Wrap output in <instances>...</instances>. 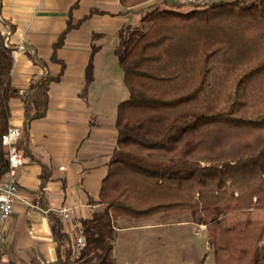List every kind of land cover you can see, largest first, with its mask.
<instances>
[{"label":"trees","instance_id":"16d2710c","mask_svg":"<svg viewBox=\"0 0 264 264\" xmlns=\"http://www.w3.org/2000/svg\"><path fill=\"white\" fill-rule=\"evenodd\" d=\"M148 1L120 3L131 10ZM184 6L157 0L142 10L140 26L119 34L115 54L129 97L117 110V144L100 190L103 210L83 221V264H109L119 220L159 214L206 226L214 264H264V0ZM84 20L73 24L69 14L53 60ZM14 58L15 46H6L0 30V183L8 172L3 137L13 100L24 102L18 148L27 158L29 124L46 115L49 85L58 80L45 75L20 97ZM93 72L91 60L85 91ZM36 90L43 91V106ZM53 218L61 249L69 236ZM70 257L67 246L60 264Z\"/></svg>","mask_w":264,"mask_h":264},{"label":"crops","instance_id":"0c3cea01","mask_svg":"<svg viewBox=\"0 0 264 264\" xmlns=\"http://www.w3.org/2000/svg\"><path fill=\"white\" fill-rule=\"evenodd\" d=\"M156 2L130 10L120 0H0V17L11 28L13 46L26 48L14 66V84L28 89L45 75L58 77L47 91L46 115L29 124L31 156L19 172L20 200L4 226L7 242L0 264H60L72 234L57 210L70 208L82 222L103 210L100 190L116 148L115 122L123 101L114 97L124 95L113 78L121 72L124 79L115 54L119 34L140 26L142 10ZM70 13L73 24L87 19L67 34L53 60ZM91 60L95 80L85 91ZM35 98L43 106L42 90H36ZM11 106V126L23 129L24 102L15 99ZM159 215L161 221H150ZM159 215L119 220L109 264H171L173 234L185 227L197 234V225L182 217L172 220V214ZM54 216L70 240L61 249Z\"/></svg>","mask_w":264,"mask_h":264},{"label":"built area","instance_id":"2783aa9c","mask_svg":"<svg viewBox=\"0 0 264 264\" xmlns=\"http://www.w3.org/2000/svg\"><path fill=\"white\" fill-rule=\"evenodd\" d=\"M175 4H184L190 6L210 4L218 0H169ZM0 30L5 38L6 46H13L11 41L12 31L9 25L0 17ZM24 45L15 47V65L20 62L22 55L25 53ZM28 89H19L20 97L29 96ZM23 129L18 126H10L7 133L3 137V145L6 149L8 172L4 180L0 183V254L2 253L7 237L4 226L12 217L17 201L20 200L19 194V172L26 164V158L18 148L19 141L22 137ZM61 216L63 223L71 229V257L68 264H83L84 252L87 249L88 243L83 222L73 218L70 208H61L57 210ZM205 226H200V231L205 230Z\"/></svg>","mask_w":264,"mask_h":264},{"label":"rangeland","instance_id":"374dc122","mask_svg":"<svg viewBox=\"0 0 264 264\" xmlns=\"http://www.w3.org/2000/svg\"><path fill=\"white\" fill-rule=\"evenodd\" d=\"M192 7L193 6L185 5L183 9L188 10ZM107 78L108 81H111L112 77L111 78L107 77ZM113 78L115 79V83L117 85H121L122 89L124 88V95H121L116 88L118 94L116 93L114 98L123 101L126 100L129 97V91L124 84L122 73L119 72L118 74H114ZM94 80H95V74L93 72V79L91 85L93 84ZM172 215H173L172 220H178L180 219L179 217H182V219H185L187 221L189 220L188 217H184L179 214H172ZM161 216L162 215L156 216V218H152V220L150 221H153L154 219L156 220V222L161 221L160 220ZM200 226H204V225H200ZM200 226L197 225V232H196L197 234H195L194 232L191 234L189 227L182 228L181 229L182 231H178L177 235L175 234L176 237H174L173 234L171 264H214L213 251L209 244L207 228H205V230L200 231V234H198ZM173 229H175V227H173Z\"/></svg>","mask_w":264,"mask_h":264}]
</instances>
